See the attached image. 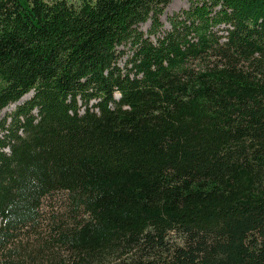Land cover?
Masks as SVG:
<instances>
[{"label": "trees", "instance_id": "1", "mask_svg": "<svg viewBox=\"0 0 264 264\" xmlns=\"http://www.w3.org/2000/svg\"><path fill=\"white\" fill-rule=\"evenodd\" d=\"M170 1L0 0V264H264V0Z\"/></svg>", "mask_w": 264, "mask_h": 264}, {"label": "rangeland", "instance_id": "2", "mask_svg": "<svg viewBox=\"0 0 264 264\" xmlns=\"http://www.w3.org/2000/svg\"><path fill=\"white\" fill-rule=\"evenodd\" d=\"M188 1L189 0H171L168 3V5L164 9L163 15L160 17L162 23L164 24L163 29H165V30L169 29V25L167 23V17L172 15L174 12H177L183 8H186L188 6ZM147 27H148V25L145 24V25L141 26V29L146 30ZM222 33H223V31H222ZM151 39L153 40L154 37H151ZM130 51H131L130 49H127V48L125 49V55L119 62L120 67H124L126 65V61L129 58ZM27 98H28V96L24 97L22 99V101L27 99ZM17 104H19V103L12 104L9 107L5 108L0 113V121L5 116L10 114L15 109V106ZM0 134H2V132H0ZM59 207H62V196L60 194H55L53 196L48 197L46 200H44L43 206H42V209L44 212V217L46 218V213H48L50 211L52 212L53 210H56Z\"/></svg>", "mask_w": 264, "mask_h": 264}]
</instances>
